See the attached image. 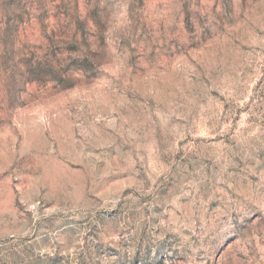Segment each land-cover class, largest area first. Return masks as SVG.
<instances>
[{"label":"rangeland","instance_id":"374dc122","mask_svg":"<svg viewBox=\"0 0 264 264\" xmlns=\"http://www.w3.org/2000/svg\"><path fill=\"white\" fill-rule=\"evenodd\" d=\"M0 264H264V0H0Z\"/></svg>","mask_w":264,"mask_h":264}]
</instances>
